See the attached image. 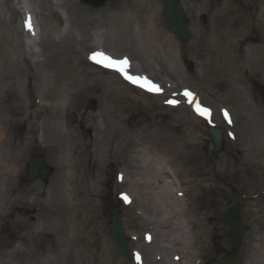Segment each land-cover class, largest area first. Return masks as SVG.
<instances>
[{
    "label": "rangeland",
    "instance_id": "obj_1",
    "mask_svg": "<svg viewBox=\"0 0 264 264\" xmlns=\"http://www.w3.org/2000/svg\"><path fill=\"white\" fill-rule=\"evenodd\" d=\"M50 1L53 3L52 11L61 16H65V11L73 16L76 14L78 21L89 16L90 11L99 12L95 18L102 17V10L117 3V0H107L100 6H94L82 0ZM139 1L128 0V3L135 7ZM179 1L191 32L184 46V56L175 36L176 56L183 70L175 69L160 52L146 59L142 55L141 39L136 29L126 33L122 39H114L105 29L85 36L80 35L78 29H73L67 38L53 35L38 52L43 50L53 62L51 69L59 86L55 91L79 90L78 85H82L76 110L60 109L50 96L41 100L36 90L26 92L32 81L26 80L30 69L27 65L22 69L9 67L8 71H3L8 74L5 84L11 92L15 90L17 93L22 84L25 89L22 96H18L19 103L26 107L25 117H17L21 119L8 134L6 147L9 152L7 160L15 161V165L22 169L15 178L25 192L24 200H28L27 205L33 215L29 226L27 216L23 217L16 210L9 209L4 214L0 222V237L7 234L11 243L0 247V264H141L134 258L126 260L118 254L111 229L115 210L130 251L144 258L146 264H154L155 250L151 249L152 244H147L144 234L155 233V230L146 223V214H138L137 202L130 203V191L140 192V188L132 184L135 176L137 173L143 175L145 169L141 171L136 165L122 171V166L127 163L126 151L130 147L131 151H136L137 147H144L155 138L161 139L160 147L167 151L169 157H175L182 148L188 151L177 154V161L173 160L172 170L179 183L189 178L201 180L193 188L191 199L196 207L203 209L201 214L213 217L208 223V231L212 232L211 236L208 234V244H216L215 253L208 252L201 264H212L230 256H233L234 264H242L243 249L255 244L248 236L254 233L264 235V27L260 29L254 25L255 17L262 11L259 12L255 0H227L232 27L241 40L237 41L234 34L231 36L225 26L218 27L210 39L213 42L211 55L206 66L202 67L199 49L204 45V38L195 37L198 30L192 22V15L195 19L193 12L198 7L193 5V0ZM203 1V4L208 3ZM209 1L215 3L219 0ZM163 2L161 0L156 7L167 29ZM141 9L147 11L148 6L142 5ZM78 10L81 13L78 14ZM28 12L36 17V23L38 20L41 33L46 32L42 19L44 10L39 0H0V34L11 35V40L19 45L16 52L21 43L22 32L18 33L15 28L20 16L27 21L26 32L36 40L37 47L35 24L27 16ZM23 44L26 52H30L28 45H31V50H37L32 40H24ZM94 46L118 52L119 56H111L106 50H96ZM6 48L7 45L0 42L1 51ZM101 51L116 60L137 61L133 68L141 66L144 72L133 71L131 62L126 66L128 75L149 77L159 92L141 88L144 93L141 96L128 88L135 85L120 72L110 70L114 73L110 74L107 69L97 67L91 57ZM74 53L87 57L90 64H76ZM242 58L243 61L247 59L243 71ZM154 67L163 69L164 76L160 77L167 85L162 86L161 80L147 74ZM238 74L240 78H237ZM108 75L115 79L111 80ZM166 75H170L174 82ZM182 76L187 84L181 80ZM18 80L22 84L17 85ZM91 82L96 86L89 88ZM97 84L101 87L98 88ZM41 92L46 93L45 89ZM185 92L192 94L191 103ZM162 94L168 98L164 100L159 96ZM169 100L178 103L170 104ZM144 101L150 106H144L141 103ZM197 103L209 109L210 117L205 118L195 112ZM39 105L50 108L44 118L34 116ZM225 111L231 123L225 119ZM140 127L146 129L136 140L134 137ZM210 127L222 132L219 150L215 149L208 134ZM35 156L43 158L42 168L47 173L44 177L38 175L31 181L26 180L27 159ZM68 159L73 163L74 175L67 180ZM135 162L136 159L130 164ZM180 164L188 170V176L178 173ZM123 172L128 175L122 183ZM174 174L170 170L172 178ZM233 197L240 202L241 223L238 227H232L227 216ZM148 207H152L150 202ZM145 209L148 212V208Z\"/></svg>",
    "mask_w": 264,
    "mask_h": 264
},
{
    "label": "bare ground",
    "instance_id": "obj_2",
    "mask_svg": "<svg viewBox=\"0 0 264 264\" xmlns=\"http://www.w3.org/2000/svg\"><path fill=\"white\" fill-rule=\"evenodd\" d=\"M160 1L161 0H140L138 6L132 7L131 4L128 3V0H117L116 4L108 7L110 9L106 8L100 12L102 17L95 18L96 15H99V12L90 11L88 14L89 16L79 19L78 21L76 19V14L73 16L72 13L65 11V16H61L57 11L51 10V8H54L50 0H39L44 10L42 19L46 32L41 33L38 20L37 23L35 22L36 17L33 18L30 12L27 13V16L32 19V24H35L34 29L37 32V47L36 40L31 39V36L28 35L29 32H26L27 22L25 19H23L24 27L20 35L21 43L18 52L15 50L19 48V45H17V42L14 43V41L11 40V35H5V37L4 34H0V42L2 45H7V48L3 51L0 49V222L9 209L11 211L16 210L17 213L23 217L27 216L26 218H28L27 222L29 226H31L30 220L33 215L29 211L27 205L28 200H24L25 192L20 188L19 181L15 178V176L21 174L22 169L15 165V161L11 159L7 160L9 152L6 147L8 144V134L12 132L13 126L21 119L17 117L19 115L23 116L26 111V107H23L21 103H19L20 99L18 98L19 95L22 96V91L25 89H23L24 85L18 80L17 85H22L17 88V93H15V90L11 92L5 84V79H7L8 74H4L3 71H8L9 67L13 70L14 68L15 70L19 68L22 69L27 65L30 69L27 70L29 74L26 75V80L28 81L30 79L32 81H30L28 87H26V92L29 91V89L32 92L36 90L35 93L39 95L41 100H47L50 96L55 99L54 102L60 109L68 112L70 110H76L78 107L77 99L83 90L82 85H78L79 90H71L68 88L65 89V92L55 91L58 90L59 86L57 77L51 69L53 62L43 50L37 52L39 48L41 49L42 44L52 39L53 35L62 36V39L67 38V36L72 33L73 29H78L79 34L82 36L97 34L105 29L112 34L114 39H122L126 33L129 34L128 32H132V30L136 29L141 39V52L146 59H150L160 52L175 69L183 70L184 67L176 56V37L171 30L165 28L161 19V14L159 13L158 7H156ZM202 1L203 0H193V5L198 7V9L195 10L196 12H193L195 19H193L194 17L192 15V22L198 30V34H196L195 37L199 38L202 36L204 38V45H202L199 51L201 52L200 57L203 60L201 66L205 67L207 64L206 61L211 55V45L213 44L210 39H213L214 32L218 27L225 26L226 31L229 32L231 36L234 34L237 41L241 40V38L236 36L237 33L232 27L231 9L227 0H219L215 3L206 0L208 2L207 4H203L204 1ZM255 2L258 4L257 7L259 8V12L261 10L262 14L255 17L256 23L254 25H256V28L262 29V27H264V0H255ZM62 5L64 6V3H62ZM142 5H147L148 10H142ZM179 5L181 6V2ZM261 7L263 8L260 9ZM79 13H81L80 10H78V14ZM252 21L254 22V18ZM199 27L203 30L201 31ZM62 39H60V41ZM24 40L27 42L32 40V44L37 48V51L31 50V45H28L27 48L30 52H26L25 42L23 44ZM96 48L99 50L104 49L103 51L106 50L111 56H119L118 52L111 51L110 49H101L99 46H94V49ZM32 57L36 59L32 60ZM73 57L76 64H90L87 57L80 56L76 53H74ZM129 60L132 62V68L133 65L138 64V62L133 59ZM241 60V71H243V68H246L245 63L247 59L243 61L242 58ZM104 69H107L106 71H109L110 74H114L110 72V69ZM135 69H137L139 73L144 72L141 66L139 68L134 66L133 71ZM147 74H150V76L152 75L154 78L156 77L159 81L161 80L162 86L167 85L162 77H160L164 76L163 69H155L154 67L151 70L150 68ZM107 77L111 80L115 79L112 75H108ZM165 77L173 81L170 75H166ZM237 78H240V74L237 75ZM181 80L187 84L185 77L182 76ZM92 83L93 82L90 83L92 86H88L89 88L96 86V84ZM104 84L103 82L102 86ZM97 87L99 88L101 85L97 84ZM128 88L132 91L139 92L141 96L144 94L139 87H132L129 85ZM42 89H45L46 93L41 92ZM51 91L54 92L51 94ZM163 94L159 96H162V98L166 100L168 97L165 98ZM133 98L136 99V97ZM135 99L133 100L136 101ZM141 103L144 106H150L147 101ZM176 108H180V106ZM49 111V107L39 105V109L35 110L34 116L35 118H37V116L44 118V114ZM65 123L67 125V122ZM132 129L134 130V128ZM145 129L144 127H140L139 132L136 131L137 135L134 139L137 140L142 137L141 135L144 134ZM70 130H72L71 127ZM141 140L144 139L141 138ZM160 141V138H155L152 142L148 141L149 143L144 147H135L136 151H131V147L128 149L129 151H126L128 160L127 163L125 162L123 164L122 171H124V169L127 170L128 166L135 167L136 165L141 171L145 169L143 179H141L143 175L140 173H137L135 176L132 184L139 187L140 192L134 193L130 191V203L133 204V202H137L138 214L141 216L146 214V223L151 227L150 229L155 230V233L144 234V239L148 242L147 244H152L151 249L155 250L156 258L153 260L154 264H201L208 252L212 251L215 253L216 249V244H208V239L212 233L211 230L210 232L208 231V227H210L208 223H210L213 217L210 214H201V210L203 209H200V206V208L196 207L195 201L191 199L193 188H195L201 180L189 178L184 183H179L172 170V166H174L173 160L177 161V154H186L188 151L182 148L181 151L177 152L175 157H169L167 151H164V149L160 147ZM54 147L55 146H52V148ZM114 153L116 152L114 151ZM63 158L65 157L63 156ZM69 158H71V156ZM135 159V164L131 165L130 163H133ZM66 162L67 173L65 178L68 180V177L74 175V166L70 159ZM78 163L80 164L81 162L79 161ZM170 170L174 174L173 178L169 175ZM177 170L179 174L188 176V170L182 164H180ZM127 175V172H123L122 183L126 180ZM167 175L169 177H167ZM174 178H176V181ZM149 202L152 207H148ZM144 208H148V212H146ZM208 234L210 236H208ZM248 237L251 241L255 242V244L250 248L243 249L242 264H264V235L254 233L250 234ZM219 249L220 247H218V250ZM140 263L146 264L144 258H141Z\"/></svg>",
    "mask_w": 264,
    "mask_h": 264
},
{
    "label": "water",
    "instance_id": "obj_3",
    "mask_svg": "<svg viewBox=\"0 0 264 264\" xmlns=\"http://www.w3.org/2000/svg\"><path fill=\"white\" fill-rule=\"evenodd\" d=\"M84 3H88L94 6H100L107 0H82ZM11 6V3H9ZM163 11L164 18L167 23L168 28L171 32L179 39L180 41V53L182 56L185 55V43L189 41L191 32L188 26V23L185 19V16L182 12L181 6L178 3V0H164L163 2ZM16 31L21 33L23 31V24L20 17L17 18ZM32 100H34L32 98ZM208 134L211 137L214 147L216 150H219L222 139V132L216 128H209ZM43 158L39 156L31 157L27 159V176L26 180H33L38 175L43 177L46 175L47 170L42 168ZM235 205L230 206L227 209L228 219L233 227H238L241 223V212H240V203L233 198ZM111 229L113 234V241L118 250V254L126 260H132L133 254L130 251L126 239L123 237V231L121 229L119 216L117 210L114 211L113 217L111 219ZM11 241L7 237V234H2L0 237V247L9 246ZM212 264H234L233 256L227 257L223 260L217 261Z\"/></svg>",
    "mask_w": 264,
    "mask_h": 264
},
{
    "label": "snow or ice",
    "instance_id": "obj_4",
    "mask_svg": "<svg viewBox=\"0 0 264 264\" xmlns=\"http://www.w3.org/2000/svg\"><path fill=\"white\" fill-rule=\"evenodd\" d=\"M96 63L101 64L103 67L110 68L112 70L118 71L121 74L125 76L126 79L130 80L134 84H138L140 87L147 88L148 91H156L159 92L158 86L151 84V82L148 81H142L141 78H136L128 75L126 71V66L128 64L127 59L124 60H114L110 57L104 56L103 53H94L91 57ZM184 95L186 97H189V102H192V94L190 92H185ZM170 104H176L177 101L169 100L167 101ZM195 110L199 115L202 117L208 118L210 117V111L207 108L201 107L198 103L196 104ZM225 119L228 120L229 123H231V118L227 111L224 112ZM127 199V197H125Z\"/></svg>",
    "mask_w": 264,
    "mask_h": 264
}]
</instances>
